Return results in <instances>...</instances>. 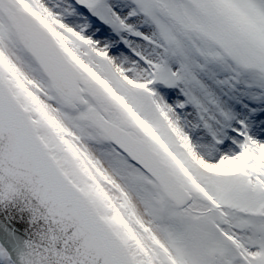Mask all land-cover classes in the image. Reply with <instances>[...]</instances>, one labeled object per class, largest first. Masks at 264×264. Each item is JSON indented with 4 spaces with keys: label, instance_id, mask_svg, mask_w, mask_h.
<instances>
[{
    "label": "snow or ice",
    "instance_id": "obj_1",
    "mask_svg": "<svg viewBox=\"0 0 264 264\" xmlns=\"http://www.w3.org/2000/svg\"><path fill=\"white\" fill-rule=\"evenodd\" d=\"M0 264H264V0H0Z\"/></svg>",
    "mask_w": 264,
    "mask_h": 264
}]
</instances>
